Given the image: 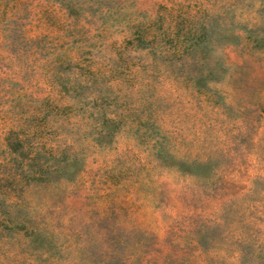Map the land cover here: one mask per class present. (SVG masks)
Returning a JSON list of instances; mask_svg holds the SVG:
<instances>
[{
  "label": "rangeland",
  "instance_id": "1",
  "mask_svg": "<svg viewBox=\"0 0 264 264\" xmlns=\"http://www.w3.org/2000/svg\"><path fill=\"white\" fill-rule=\"evenodd\" d=\"M0 264H264V0H0Z\"/></svg>",
  "mask_w": 264,
  "mask_h": 264
},
{
  "label": "trees",
  "instance_id": "2",
  "mask_svg": "<svg viewBox=\"0 0 264 264\" xmlns=\"http://www.w3.org/2000/svg\"><path fill=\"white\" fill-rule=\"evenodd\" d=\"M11 153L16 157L23 158L25 163V169L16 175L17 180H40L44 175L64 174L63 170L74 167V160L72 158L65 160V157L61 156H46L38 150L22 154L13 149Z\"/></svg>",
  "mask_w": 264,
  "mask_h": 264
}]
</instances>
